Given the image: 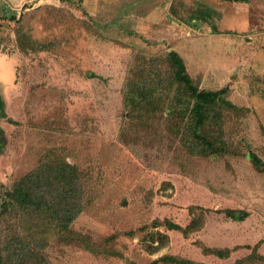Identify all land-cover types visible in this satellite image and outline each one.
Wrapping results in <instances>:
<instances>
[{
	"label": "rangeland",
	"instance_id": "1",
	"mask_svg": "<svg viewBox=\"0 0 264 264\" xmlns=\"http://www.w3.org/2000/svg\"><path fill=\"white\" fill-rule=\"evenodd\" d=\"M171 52L225 91L221 152L189 150ZM1 64V264H264V0H0ZM65 165L72 223L18 205Z\"/></svg>",
	"mask_w": 264,
	"mask_h": 264
},
{
	"label": "trees",
	"instance_id": "2",
	"mask_svg": "<svg viewBox=\"0 0 264 264\" xmlns=\"http://www.w3.org/2000/svg\"><path fill=\"white\" fill-rule=\"evenodd\" d=\"M169 58L173 66V81L183 87L191 99L187 104H183L185 125L182 135L188 143L189 150L201 156L221 152L224 142L220 140V136H215V131L220 133L222 117L215 108L229 106L224 100L225 91H199L186 74L185 66L177 54L171 52ZM213 122H220L219 130L210 129V126L215 124ZM251 159L259 172L264 170V163L258 157L252 156ZM63 168H58L57 172L48 179L39 180V173L24 176L16 189L18 205L24 209H31L36 215L45 218L51 216L63 224L72 223L82 210V195L75 168L70 165H65ZM37 187L38 192H36ZM239 213L232 211L231 217L241 220ZM215 253L217 256H223L221 251Z\"/></svg>",
	"mask_w": 264,
	"mask_h": 264
},
{
	"label": "crops",
	"instance_id": "3",
	"mask_svg": "<svg viewBox=\"0 0 264 264\" xmlns=\"http://www.w3.org/2000/svg\"><path fill=\"white\" fill-rule=\"evenodd\" d=\"M1 66H2V67H1L0 69H1L2 71H6V72L8 71V66H7V65H6V66H3V65L1 64ZM2 73H3V72H2Z\"/></svg>",
	"mask_w": 264,
	"mask_h": 264
},
{
	"label": "flooded vegetation",
	"instance_id": "4",
	"mask_svg": "<svg viewBox=\"0 0 264 264\" xmlns=\"http://www.w3.org/2000/svg\"><path fill=\"white\" fill-rule=\"evenodd\" d=\"M0 110H2V104H1V100H0Z\"/></svg>",
	"mask_w": 264,
	"mask_h": 264
}]
</instances>
